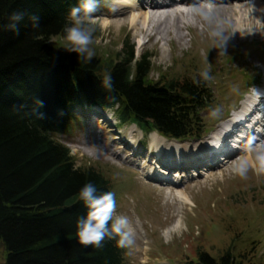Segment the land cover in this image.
Instances as JSON below:
<instances>
[{
  "label": "trees",
  "instance_id": "1",
  "mask_svg": "<svg viewBox=\"0 0 264 264\" xmlns=\"http://www.w3.org/2000/svg\"><path fill=\"white\" fill-rule=\"evenodd\" d=\"M80 0H0V243L4 264H126L119 237L84 247L77 219L87 212L79 191L87 182L98 194L110 180L94 167H78L71 150L55 136L68 133L80 110H111L119 126L135 123L168 140L203 136L198 117L210 95L194 79L154 82L151 55L137 57L127 45L118 61L55 48L66 37L70 11ZM23 12L19 35L8 29L13 12ZM38 16L34 28L31 16ZM89 32L90 26L83 24ZM92 34V32H91ZM111 77V85L104 84ZM42 101L39 106L37 101ZM101 109V110H99ZM154 133V132H152ZM151 134V133H150ZM228 250L219 258L198 253L191 264H242ZM264 264V263H263Z\"/></svg>",
  "mask_w": 264,
  "mask_h": 264
},
{
  "label": "rangeland",
  "instance_id": "2",
  "mask_svg": "<svg viewBox=\"0 0 264 264\" xmlns=\"http://www.w3.org/2000/svg\"><path fill=\"white\" fill-rule=\"evenodd\" d=\"M116 1L119 0H99L98 11L82 21L92 32L89 51L102 61H118L123 57L127 42V45L135 46L138 58L144 53L151 55L149 79L154 82L162 78L166 82L172 77L179 80L187 77L203 83L210 95V106L198 116L203 136L188 139L183 144H206V139L243 107L252 92L257 90L256 86L264 88L262 26L252 27L258 29L256 35L251 31L245 38H236L232 24L230 32H226L230 15L215 12L212 19L207 18L204 23H201L204 17L196 21L191 17L192 27L182 30L183 38L172 33L167 39L160 40L158 36L150 38L138 34L129 26L125 30L103 26L102 20H112ZM51 45L67 48L70 43L66 37H56ZM204 72L208 73V79L204 78ZM74 114L77 119L69 132L55 138L71 150L78 167H94L110 180L111 192L115 193L116 214L127 217L128 221L122 245L126 264H191L202 251L219 258L228 250L235 255L243 254L242 264L264 263V170L260 164L264 154L254 158L255 165L247 164L237 170L238 157L246 156L252 145H240L236 141L239 152L231 160L223 162L227 159L220 161L221 157L216 158L220 166L210 170L216 176L214 180L194 187L203 176L192 170L195 175L184 177L180 187H186L191 201L182 207L169 198L170 188L149 182L150 179L169 182L166 176L171 171L176 184L179 179L176 175L186 174L182 169L164 171L158 164L154 176L146 175L150 160L153 164L158 160L156 154H152L156 151L152 148L155 133L147 134L131 123L115 128L116 117L117 121L114 118L109 121V116L91 110ZM253 135L249 138L251 143L256 138ZM156 137L168 144L175 142ZM132 140L135 144L130 150ZM234 145L233 142L228 147L229 152L237 151ZM200 151L198 149V154L202 156L205 152L201 154ZM141 152L142 155L138 154ZM207 170L203 169L205 173ZM223 172L225 176L221 177ZM166 182H163L165 186ZM177 223L180 230L168 236L167 231ZM4 260L5 251L1 246L0 264H4Z\"/></svg>",
  "mask_w": 264,
  "mask_h": 264
},
{
  "label": "bare ground",
  "instance_id": "3",
  "mask_svg": "<svg viewBox=\"0 0 264 264\" xmlns=\"http://www.w3.org/2000/svg\"><path fill=\"white\" fill-rule=\"evenodd\" d=\"M114 5V11L111 13L112 20H110V18L102 20L103 26L115 27L117 29L124 28V30L126 26H129L132 29H136L138 31H136V33L138 34L146 35L150 38L158 36L160 40L167 39L172 33H175L178 38H183L184 34L182 30L192 27V24H190L191 17L193 20L204 17V20H201V23H204L205 20H208L207 18L212 19L215 12L222 15H226L227 13L230 15L229 21H226V32H230V24H232L235 29L236 38L244 37L250 34L251 31H254V35H256L258 29H252L253 26H262L264 29V0H119L116 1ZM140 44L142 47H145L144 43L140 42ZM154 133L155 134L152 136V148H155L156 151H152V154H156L158 159L156 162L158 164L161 162L164 171L176 168L182 169L186 174H177L176 177H179V179L176 184L170 176L171 171L169 175L166 176L169 182L163 179H150L149 182L170 188L171 194L169 198L178 202L183 207L187 205L191 199L186 187L182 189L180 185L182 181H184V177L191 178L195 175L192 174V170L199 172L200 176H203L201 181H196L194 187L203 186L210 180L216 178V176L213 175L214 172H210L211 169L219 167V162L222 161L223 158L227 159L223 162H228V160L233 158L235 153L239 152L237 150L239 149L237 146L238 142L240 145L251 144L252 148L247 151L246 156L238 157L235 166L237 170L245 168L247 164L255 165L254 158L264 154V88H261L254 96L250 95L244 102L243 107L235 112V115H233L221 129L206 139V144L202 145L201 143H197L196 145H190V143H188L185 145L183 141L167 139L168 141H175L174 143L168 144V142L163 139H158V137H156L157 135L160 137L163 136L157 132ZM252 134L256 136L254 143L249 142V138ZM100 141L101 140H99V142ZM233 142L235 144L234 148L237 151L229 152L228 147L233 144ZM129 144V149L133 150L131 145L135 144L134 140L129 142ZM198 149L201 150L199 153H205L199 156ZM230 150L233 151V149ZM191 153L193 156L190 155ZM138 154L142 155L143 152ZM189 155L192 157H189ZM218 156L221 157L218 159L220 160L219 162L216 160ZM133 161H135V159ZM150 163L151 165L148 166L146 175L149 174L150 176H154L153 174H156V167L151 160ZM206 168H208V170L205 173L203 169ZM159 174L164 175L162 172H159ZM224 176L225 172L221 174V177ZM161 181H165L166 186L165 183ZM149 182L147 183L150 184ZM162 189L163 188H161V190ZM179 227L180 225L177 223L173 228L169 229V231H167L168 236L171 233L173 234L179 231ZM127 229L129 228L127 227ZM135 233L137 232L135 231Z\"/></svg>",
  "mask_w": 264,
  "mask_h": 264
},
{
  "label": "clouds",
  "instance_id": "4",
  "mask_svg": "<svg viewBox=\"0 0 264 264\" xmlns=\"http://www.w3.org/2000/svg\"><path fill=\"white\" fill-rule=\"evenodd\" d=\"M99 9V0H80L78 6L70 11V17L73 20L71 26H66L64 31L66 39L71 44V51L74 53L87 52L88 58L91 59L92 53L89 51V45L92 43V34L83 27L82 21L90 19ZM23 12H13L9 17L11 23L8 29L19 35L18 22L24 19ZM29 19L33 22V27L39 26L38 16H31ZM203 76L208 79V73L204 72ZM104 84L111 85V77H106ZM39 106H43L42 101H37ZM262 170H264V157L260 158ZM79 198L87 209L84 216L77 219L76 236L80 245L84 247L94 246L101 247L105 239H115L118 245L124 244V230L127 225V217L116 214V201L114 192H103L98 194L97 186L92 182H87L79 191Z\"/></svg>",
  "mask_w": 264,
  "mask_h": 264
},
{
  "label": "water",
  "instance_id": "5",
  "mask_svg": "<svg viewBox=\"0 0 264 264\" xmlns=\"http://www.w3.org/2000/svg\"><path fill=\"white\" fill-rule=\"evenodd\" d=\"M2 246V243H0V247Z\"/></svg>",
  "mask_w": 264,
  "mask_h": 264
}]
</instances>
